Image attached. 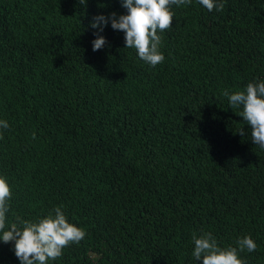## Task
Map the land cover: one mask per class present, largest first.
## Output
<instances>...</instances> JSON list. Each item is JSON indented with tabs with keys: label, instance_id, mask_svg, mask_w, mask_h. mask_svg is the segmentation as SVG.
Returning <instances> with one entry per match:
<instances>
[{
	"label": "trees",
	"instance_id": "obj_1",
	"mask_svg": "<svg viewBox=\"0 0 264 264\" xmlns=\"http://www.w3.org/2000/svg\"><path fill=\"white\" fill-rule=\"evenodd\" d=\"M221 2V0H217ZM173 6L152 67L96 15L120 0H0V176L8 224L61 207L86 232L49 264H202L192 235L264 264V149L224 90L264 80V0ZM244 128V137L237 132ZM0 264H20L0 241Z\"/></svg>",
	"mask_w": 264,
	"mask_h": 264
},
{
	"label": "clouds",
	"instance_id": "obj_2",
	"mask_svg": "<svg viewBox=\"0 0 264 264\" xmlns=\"http://www.w3.org/2000/svg\"><path fill=\"white\" fill-rule=\"evenodd\" d=\"M80 3L86 4V0H80ZM191 3L192 0H120L121 7L127 9L126 14L118 16L112 12L107 16L100 14L92 18L90 27L98 30L94 33L96 38L92 41V50L95 52L105 46L106 39L100 33L110 21L113 30L124 33L125 48L135 49L144 63L156 67L165 60L159 50L162 36L158 33L171 28L175 17L172 7ZM197 3L209 12L224 8L222 0H197ZM223 95L228 98L231 109H241L239 116L249 126L252 142L264 149V80L250 82L244 90L231 94L224 90ZM8 128V122L0 120V129ZM237 133L242 137L248 134L244 128ZM11 198V187L7 179L0 176V241L13 243L14 254L20 264H49L59 259L66 247L79 244L85 238V230L70 223L59 206L37 221L17 217L16 222L8 224ZM192 242V255L196 261L202 260V264H245L239 252L247 250L251 253L257 248L250 236L238 239V248H221L210 232L199 236L193 233Z\"/></svg>",
	"mask_w": 264,
	"mask_h": 264
}]
</instances>
